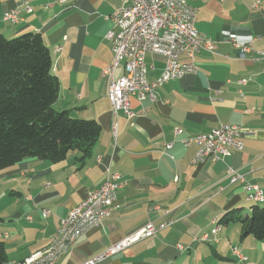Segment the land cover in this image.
Masks as SVG:
<instances>
[{
  "label": "crops",
  "instance_id": "1",
  "mask_svg": "<svg viewBox=\"0 0 264 264\" xmlns=\"http://www.w3.org/2000/svg\"><path fill=\"white\" fill-rule=\"evenodd\" d=\"M189 3L197 11L196 28L216 43L215 51L196 55V75L159 86L156 101L132 97L134 117L129 118L113 113L104 76L114 62L107 35L117 31L111 16L123 6L121 0H0L1 35L38 33L47 45L60 83L55 109L95 120L102 128L84 165L77 153L56 164L26 159L0 172V243L9 263L47 251L62 221L101 185L108 169L125 183L118 191V210L66 250L58 264H85L150 222L167 227L99 264H264V240L242 238L238 224L222 226L217 243L213 237L202 240L226 212L264 206L247 201L243 184H231L227 176L232 167L264 191V58L257 53L264 52V0ZM12 10L20 11L18 24L2 20ZM227 34L256 38L254 52L243 54ZM187 61L184 55L181 62ZM146 64L147 81L154 83L166 60L149 54ZM123 73L121 64L115 79ZM240 79L249 82L240 85ZM222 125L243 131V150L218 162L193 164L196 147L181 141ZM178 128L182 134L177 136ZM169 143L173 147L166 150ZM235 247L246 262H238Z\"/></svg>",
  "mask_w": 264,
  "mask_h": 264
},
{
  "label": "built area",
  "instance_id": "2",
  "mask_svg": "<svg viewBox=\"0 0 264 264\" xmlns=\"http://www.w3.org/2000/svg\"><path fill=\"white\" fill-rule=\"evenodd\" d=\"M123 6L112 16L117 31L110 32L107 39L111 41L114 51V62L106 68L104 76L109 78L108 98L114 114L122 111L129 118L134 117L131 108V98L136 97L140 102L146 100L156 101V90L159 86L172 80L182 78L185 75H196L198 68L195 63L196 55L202 51L213 53L216 43L202 36L196 28V9L189 0H121ZM65 3L66 0H60ZM260 4L255 3L254 7ZM26 11L32 12V7L27 6ZM3 21L18 24L21 21L20 11L12 10L4 14ZM227 41L243 54L254 52L256 38H240L227 34ZM264 58V52H257ZM158 55L164 57L166 65L161 77L154 83L147 81L148 66L146 56ZM188 61L183 63V56ZM124 65L123 75L116 80L114 73L118 66ZM264 72V69H263ZM248 79H240V85H246ZM176 135L182 134L180 128L176 129ZM243 131L238 126L222 125L209 132L184 138L181 143L185 147H196L193 164H203L207 161L218 162L230 156L234 151H242ZM173 144L165 145L166 150L172 149ZM228 177L231 184L240 182L243 184L248 200H263L264 191L257 185L246 182L244 176L236 169L228 168ZM125 183L119 173L110 172L107 169L102 185L92 190L89 195L75 208L83 210V218L76 226L79 234L76 239H69V247L74 246L78 240L103 225L107 219L108 210H118L117 197L114 189L123 188ZM48 211H44L46 217ZM67 217V218H68ZM167 227V224L156 226L150 222L143 228L135 231L119 242L113 244L98 256H95L85 264H99L105 260L125 251L135 244L153 237L159 230ZM58 228L57 232L59 234ZM220 231H211L202 236L207 242L213 237L218 242ZM233 255L239 263L248 260L247 256L239 249H233ZM62 256L51 257L44 264H58Z\"/></svg>",
  "mask_w": 264,
  "mask_h": 264
},
{
  "label": "trees",
  "instance_id": "3",
  "mask_svg": "<svg viewBox=\"0 0 264 264\" xmlns=\"http://www.w3.org/2000/svg\"><path fill=\"white\" fill-rule=\"evenodd\" d=\"M52 68L50 51L40 34L15 38L0 34V172L26 159L56 164L78 153L84 165L91 158L101 125L55 109L60 83ZM219 223L240 225L242 238L264 240V206L259 204L246 213L243 208L228 211ZM8 263L0 243V264Z\"/></svg>",
  "mask_w": 264,
  "mask_h": 264
},
{
  "label": "bare ground",
  "instance_id": "4",
  "mask_svg": "<svg viewBox=\"0 0 264 264\" xmlns=\"http://www.w3.org/2000/svg\"><path fill=\"white\" fill-rule=\"evenodd\" d=\"M120 189H114V196L118 195L116 194V191ZM249 201L254 202V203L264 202L263 200H249ZM115 211L116 210H108L107 219H109ZM82 218H83V210H75L71 216H69L68 218L62 221L61 229H59V234L57 232L53 238L54 243H53V246H51L52 247L51 250L48 249L47 251H44L37 258L10 262L8 264H44V262H46V260L50 259L51 257L62 256L69 247V239H76L78 237L79 227L76 225L77 223H80L82 221ZM213 231H219V229L214 227Z\"/></svg>",
  "mask_w": 264,
  "mask_h": 264
},
{
  "label": "rangeland",
  "instance_id": "5",
  "mask_svg": "<svg viewBox=\"0 0 264 264\" xmlns=\"http://www.w3.org/2000/svg\"><path fill=\"white\" fill-rule=\"evenodd\" d=\"M227 176H228V174H227ZM102 184V183H101ZM101 186V185H100ZM119 191V190H118ZM118 191H116V194H118ZM117 198H118V195L116 196ZM2 202L1 203H3V200H1ZM11 203V201L8 199L7 201H5L4 202V204H6V206L7 205H9ZM252 204V203H251ZM16 204H12V206L14 207ZM250 205V204H249ZM252 205H254V204H252ZM263 206V205H262ZM250 206H247L246 207V210L248 211L250 208H249ZM107 220V219H106ZM214 227H216V228H218L219 229V231L221 232V230L220 229H222V225L219 223V221H217V222H215V224H214ZM211 231H213V229L211 230ZM155 236V235H154ZM53 241H52V243H51V246H53ZM51 248L52 247H50L49 248V250H51ZM72 248V247H71ZM235 248H238V247H235ZM68 250V249H67ZM241 250V249H240ZM242 251V250H241ZM40 252V251H39ZM42 252V251H41ZM243 252V251H242ZM38 253V252H37ZM36 254V253H35ZM39 257V256H38ZM62 258V257H61Z\"/></svg>",
  "mask_w": 264,
  "mask_h": 264
}]
</instances>
